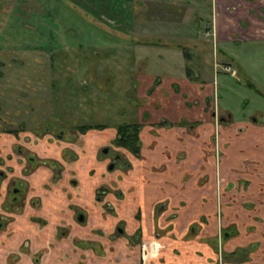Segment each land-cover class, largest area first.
Segmentation results:
<instances>
[{
    "label": "rangeland",
    "instance_id": "obj_1",
    "mask_svg": "<svg viewBox=\"0 0 264 264\" xmlns=\"http://www.w3.org/2000/svg\"><path fill=\"white\" fill-rule=\"evenodd\" d=\"M107 2L104 7L97 5L98 11L93 13L71 0H0V161L3 159L0 212L5 216L12 213L5 208L14 205L10 201L15 185L12 179L25 178L22 174L25 156L15 149L16 143L28 142L29 138L30 143H36L32 147L36 155L45 157L38 153L37 147L43 139L40 134L47 132L45 126L53 132L56 129V136L62 135L61 129L65 131L67 138L61 147L69 146L67 142L71 138V150L82 165L77 171L71 170L67 182L54 183L51 176L36 188L38 182L29 181L22 197L30 194L36 200L40 193L54 194L55 184L59 195L74 198L93 194L105 200L109 193L99 188L102 183L121 193L112 191L113 196H125L127 190L119 181L129 174L131 167L123 168L115 160L114 169L106 164L104 170L95 167L90 172L92 178L85 179L90 163L87 155L93 152L107 163L117 153L131 162L132 152L114 144L116 128L121 123L141 119L145 141L151 148H161L169 157V161L156 165L155 169L169 167L173 172L182 166L179 165L182 161L192 165L194 155L199 157L193 166L202 172L191 186L188 183L195 173L187 172L183 176L182 190H187L189 197L176 204L169 203V223L179 220L184 224L193 214H198L190 223L197 224L198 231L205 223L217 236V264H227L229 260L244 264L251 254L249 244L225 255L224 231L234 232L238 228L234 235L237 236L239 228L249 233L259 227L264 233V41L223 44L214 38L209 33L214 0ZM106 23L109 27L102 26ZM230 62L233 73L229 74L224 72L223 65ZM184 71L191 72L184 74ZM169 76L189 83L181 84L190 92L189 100L185 101L181 93L174 91ZM216 77L221 104L227 107L219 108L218 112L224 115L226 111L221 109H230L235 117L229 115L215 121L212 112L217 110L213 83ZM157 78L160 83H155ZM207 82L212 84L206 85ZM199 83L205 91L194 89ZM152 85L155 88L149 92ZM203 93L211 94L208 105ZM196 98L203 101L201 105L195 103ZM181 105L188 112H183ZM204 106H207L205 110ZM145 112L149 116H144ZM199 116L201 124L194 128L162 127L160 123L163 117L178 122L181 117L196 121ZM250 116L259 119L254 121ZM235 118L237 121L233 122ZM77 124L106 127L79 135L73 130ZM6 129L22 130L16 137ZM84 144L88 146L86 152L82 150ZM104 147L109 148V153L103 152ZM60 154L65 155L61 151ZM7 155L11 158L7 159ZM67 156L68 160L75 158L71 154ZM65 167L58 174L66 176ZM43 169L47 168L33 170L34 173L40 170V175L46 176ZM211 174L214 181H210ZM91 180L95 185L93 193L83 188V184L80 186L83 182L91 189L88 184ZM115 205L106 204V211L112 213L118 220L117 228H123L127 235L133 229L129 224L132 221L116 216ZM154 221L153 235L162 238L166 231L160 229L157 218ZM138 231L128 238L129 244L140 241ZM19 256L14 254L10 260L15 262Z\"/></svg>",
    "mask_w": 264,
    "mask_h": 264
},
{
    "label": "crops",
    "instance_id": "obj_2",
    "mask_svg": "<svg viewBox=\"0 0 264 264\" xmlns=\"http://www.w3.org/2000/svg\"><path fill=\"white\" fill-rule=\"evenodd\" d=\"M71 1L93 13L98 11L97 5L104 7L108 3L107 0ZM214 4L212 32L219 42L230 44L241 40L264 41V0H214ZM169 82L171 85L174 83L189 84L180 82L175 76H169ZM194 89L205 91V87L200 83ZM182 91L188 93L183 87ZM200 98L202 95L199 96ZM184 100L188 98L185 97ZM180 108L182 111L184 109L183 112L187 111L183 105ZM187 109L190 110L189 107ZM200 116L195 119L198 120ZM141 139V156L133 155L134 158L131 160L133 166L128 170L129 174L119 181V185L127 190L125 196L111 194L107 199L100 201L93 197V194L70 198L68 195L56 194L57 185L55 184H53L55 193L45 195L43 193L37 202H33L35 197L30 195L23 211L12 214L14 219L9 227L0 231V264H142L140 243L129 244L128 238L136 235L139 230L143 240L151 239L155 227L154 218L159 220L160 229L167 233L165 232V235L160 238L165 246L161 249L159 257L153 260V264H217L219 252L216 244L217 236L214 237L215 234L208 226H204L205 223L199 231L196 228L197 224L190 223L191 218L198 214L195 213L193 217L187 218L184 224L179 220L169 223V205L189 197L188 194L186 195L187 190H182L183 176L187 172L195 173H193V179H195L188 183L191 186L197 181L198 174L202 172L193 166L199 157L194 155L192 159L195 162L192 165L186 163L187 160L182 161V164H179L182 166L173 172L169 171V167L155 169L156 165L165 160L169 161V157L163 154L161 148H151L142 135ZM197 146L200 147L199 144ZM48 155L56 156L54 151ZM87 156L91 157L92 161L86 168L87 174L84 178L91 179V170L99 166H101L100 170H104L105 163H98L93 152ZM79 161L71 169L70 167L66 169L67 174L62 175L59 183L70 180L71 170L77 171V167L82 165L78 164ZM189 166L192 168L190 169ZM43 171H46V176L40 175L39 170L28 177L29 181L32 182L34 179L33 183L38 182L36 188H39L40 183L49 181L53 175V171L49 168ZM210 181H214L213 174L210 175ZM88 184L91 185V189L83 182L80 186L93 193V187H95L93 181L91 180ZM110 202L116 203L115 210L118 212L116 216L132 221L129 224L133 226V229L128 231L127 235L125 231L123 233L118 230V220L113 217L112 213L106 211V204ZM82 209L85 210L87 219L84 223L77 220L78 213ZM40 218L45 221L41 222ZM255 229L254 232L247 233V230L239 228L240 233L237 236L226 238L225 255L235 252L239 246L249 244L251 254L249 259L243 263L264 264V258H261V255H264V233L259 227ZM114 230L117 235H113ZM187 232L191 234L188 235ZM169 233L174 236L170 234V237ZM14 254L20 256L12 262L10 258ZM227 264L238 263L229 260Z\"/></svg>",
    "mask_w": 264,
    "mask_h": 264
},
{
    "label": "flooded vegetation",
    "instance_id": "obj_3",
    "mask_svg": "<svg viewBox=\"0 0 264 264\" xmlns=\"http://www.w3.org/2000/svg\"><path fill=\"white\" fill-rule=\"evenodd\" d=\"M126 1H131L132 2V0H126ZM131 13H132V11H130ZM127 23H129L130 24V22H129V20H127L126 21ZM102 26H106V27H109V23H106V24H103ZM111 27H112V25H110ZM116 28V27H115ZM114 28V30H118V28H116L115 29ZM119 31V30H118ZM209 33L214 37V34H213V32H212V27L210 28V31H209ZM211 35H209V36H211ZM215 38V37H214ZM222 49V48H221ZM221 49H220V52H221ZM223 51V50H222ZM186 53H188V52H186ZM226 68H229V69H226ZM223 70H225L224 72H226V73H233V68H232V64H231V62L230 63H227V64H224L223 65ZM190 72L191 71H186V74H190ZM216 74H218V71H215V75ZM235 74V76H236V73H234ZM233 74V75H234ZM217 76V75H216ZM219 78V77H218ZM218 80H217V77L215 78V81L213 82L214 84H215V87H216V90H215V96L217 97V101H216V107H217V110L215 111V110H213V116L215 117V121L216 120H219L220 118L223 120V119H225L226 117H228L229 115H233L234 116V114L231 112V110L230 109H221V110H223V111H226V112H224V115L223 114H221V113H219L218 112V110H219V108H227V107H224V105L223 104H221V96H220V90H219V81L217 82ZM161 81H160V78H157L156 79V81H155V83H160ZM208 84H212L211 82H207L206 83V85H208ZM172 87L174 88V90L176 91V92H178V93H181V95L183 96V97H186V98H188V100H189V98L190 97H188V93H184L183 91H182V87H181V85L180 84H178V83H174L173 85H172ZM154 88H155V86L154 85H152L151 87H150V90H149V92L150 91H153L154 90ZM210 96H211V94H206L205 95V97L203 98L204 99V101L205 102H207V105H208V103H209V101H210ZM195 99V98H194ZM202 101V100H201ZM215 101V100H214ZM203 102V101H202ZM202 102H200L197 98H196V102L195 103H197V104H202ZM246 102L247 101H245V104H246ZM188 106H190L189 104H188ZM243 106H245V105H243ZM190 108V107H189ZM203 108V110H205L206 108H207V106L205 107H202ZM230 108V107H229ZM200 114V113H199ZM145 115H148L149 116V113H144V116ZM235 117V116H234ZM152 118V117H151ZM250 118L252 119V120H254V121H256V120H258L259 119V117H257V116H254V117H252V116H250ZM221 120V121H222ZM234 120V121H233ZM233 120H229V121H233V122H236L237 120H236V118L235 119H233ZM261 120V119H260ZM239 121V120H238ZM201 120H200V118L198 119V120H196V121H189V118H186V117H184V118H180L179 119V121L178 122H174L173 120H170V119H166V118H161L160 119V123H161V125H162V127H164L165 125L166 126H169V127H171V126H179V127H185L186 129H188V128H194L195 126H198V125H200L201 123ZM262 122V121H261ZM124 123H138V124H140L141 125V130H140V137H141V133H142V130H143V126H142V122H141V119H140V121H136V122H124ZM167 124H169V125H167ZM174 124V125H173ZM83 125H88V124H77V125H74V127H73V130H74V132L75 131H77L78 132V134L80 133V134H87L89 131H91V130H100V129H104V128H100V129H90V130H87V131H81L80 130V126H83ZM120 125V124H119ZM119 125H117V128H116V136H115V138H114V144L117 146V147H121L120 145H118L117 143H116V139H117V137H118V126ZM106 127V126H105ZM21 128H23V126L21 127ZM45 129H46V133L45 134H40L41 135V137L43 138L42 140H41V142H39V143H37L38 144V153L39 154H43L45 157H43V158H39L37 155H36V151H34V149L32 148V147H34L35 146V144L36 143H30V140H29V138H27V140H28V142H26V141H19V143L20 144H17L16 143V145H17V147L15 148L22 156H25L24 157V159H25V163L26 164H24V166H23V168H22V174H23V176L25 177V178H23V177H20V176H16L14 179H12L13 181H15V185H13L12 186V189H11V192H12V194H13V196L10 198V201H11V203H13L14 205L12 206V205H8V206H6L5 208L7 209V211L9 210V211H11L12 213L10 214V215H8V216H5V215H3L1 212H0V220L2 219V221H0V231H2V230H6V228L7 227H9V224L13 221V219H14V217L12 216V214H15V213H20V212H22L23 211V208H24V206H25V203H26V201H27V199H28V197H30V194L28 195H25L24 197H22V195L23 194H25V192H24V190H25V188L24 187H26V186H28L29 187V179H28V177L30 176V175H32V174H34V168H49L50 170H52L53 171V175H52V177H53V179H51L54 183H56V181H58V180H60V179H62V174H58V172L60 171V170H62V166L63 165H65L66 167H65V171H66V169H68L69 167V169H71L72 168V166H74V164L76 165V163H77V161H79V159H78V156H77V154H75L74 153V151L73 150H71V148L72 147H70V144H72L73 142H70V140H71V138H69L68 139V141L69 142H67L68 144H69V146H67V147H64V148H62L61 147V142L63 141V140H66V138H67V135H66V133H65V131H63V129H61L59 132H61V134L62 135H60V136H56V129H55V131L53 132L52 130H50V127L49 126H45ZM7 130V129H6ZM22 130V129H21ZM20 129H11V130H7L6 132H10V133H12V134H14V136H16V137H18L19 136V132L21 131ZM23 130H24V128H23ZM79 134V135H80ZM51 137H53V138H51ZM57 137V138H56ZM88 138V137H87ZM90 138V137H89ZM19 139V138H18ZM73 140H74V138H73ZM141 141H142V139H141ZM45 142V143H44ZM42 145H44V146H42ZM85 145V144H84ZM87 145V144H86ZM85 145V147L82 149V150H86V148H88V146H86ZM123 147V146H122ZM125 148V147H124ZM127 149V148H126ZM141 149H142V146H141ZM108 150H109V148L108 147H104L103 148V152L104 153H109L108 152ZM54 151V153H55V155L56 156H49L48 154L50 153V152H53ZM60 151L61 152H63V154H65V155H61L60 154ZM86 152V151H85ZM131 152V151H130ZM67 154L69 155V154H71V155H74V159L73 160H68V159H66L65 158V156H67ZM86 154V153H85ZM84 154V155H85ZM133 155H135L134 153H132ZM60 155V156H59ZM135 156H137V155H135ZM68 157V156H67ZM11 157H10V155H7V159H10ZM87 158H88V160H90L91 161V157H88L87 156ZM97 158V157H96ZM99 158H100V160L97 158V161H101V162H104L105 163V160H104V157H101V156H99ZM118 162L119 161V163L121 164V166L123 167V168H127V167H132L133 166V164L130 162V161H126V160H124V158L123 157H121L120 156V154H115L113 157H112V159H111V161L109 162V161H107V163H105L106 164V166L107 167H109V169H114V167H115V163H117L116 161ZM9 161H12V160H9ZM0 162H3V159L0 161ZM5 162V161H4ZM35 163V164H34ZM2 164V163H1ZM11 164V163H10ZM13 167H15V166H13ZM12 169V168H11ZM31 169V170H30ZM36 172V171H35ZM2 174H3V172H0V175L2 176ZM26 175H27V180H26ZM0 179H1V177H0ZM74 183L76 182V180L75 179H73L72 180ZM0 183H1V180H0ZM28 184V185H27ZM99 188H104L103 189V191L104 192H106V193H109V195H111V193H112V191H113V188L111 187V185L110 184H105V183H102V185L99 187ZM14 189V190H13ZM32 188H30V190H31ZM113 192H115L116 194H119L120 192H117L116 190H114ZM100 194H101V192H99ZM114 193V194H115ZM121 194V193H120ZM45 195V194H44ZM108 195V196H109ZM41 196H43V193H42V195H40V194H38L37 195V198H36V200H32L33 202H37V200H40L41 199ZM21 198V199H20ZM97 200H103V198H101V196L99 195V196H97ZM83 213L84 214H80V212L78 213V216H77V220L79 221V222H81V223H84L87 219H86V214H85V212L83 211ZM40 220H41V222H44L45 220H43V219H41L40 218ZM118 230L119 231H121V232H124V230H123V228H121L120 226L118 227ZM139 232V231H138ZM141 232V231H140ZM225 233V236H226V238H228V237H230V236H233V235H235V234H237L238 233V230L237 229H235L234 230V232H230L229 230H226L225 229V231H224ZM132 238V237H131ZM225 238V239H226ZM140 243L142 242V245H141V247H142V264H153L152 262H153V260L155 259V258H157V257H159V254H160V251H161V249L165 246L162 242H161V240H160V238H157L156 236H152V238L151 239H147V240H143V238H142V236H141V239H140V241H139ZM217 244H219L218 242H217Z\"/></svg>",
    "mask_w": 264,
    "mask_h": 264
},
{
    "label": "trees",
    "instance_id": "obj_4",
    "mask_svg": "<svg viewBox=\"0 0 264 264\" xmlns=\"http://www.w3.org/2000/svg\"><path fill=\"white\" fill-rule=\"evenodd\" d=\"M251 85V83H250ZM259 91V89L256 88ZM104 124L95 125H83L80 126L81 131H87L90 129L104 128ZM141 125L138 123H121L118 126V137L116 143L120 146L127 148L129 151L137 156L141 155L142 141L140 137Z\"/></svg>",
    "mask_w": 264,
    "mask_h": 264
},
{
    "label": "built area",
    "instance_id": "obj_5",
    "mask_svg": "<svg viewBox=\"0 0 264 264\" xmlns=\"http://www.w3.org/2000/svg\"><path fill=\"white\" fill-rule=\"evenodd\" d=\"M226 69H229V68H226Z\"/></svg>",
    "mask_w": 264,
    "mask_h": 264
}]
</instances>
